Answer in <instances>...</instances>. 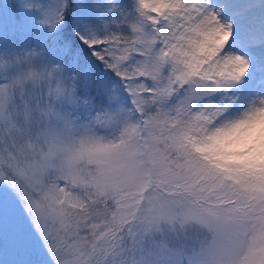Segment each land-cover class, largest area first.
Segmentation results:
<instances>
[{
  "label": "snow or ice",
  "instance_id": "1",
  "mask_svg": "<svg viewBox=\"0 0 264 264\" xmlns=\"http://www.w3.org/2000/svg\"><path fill=\"white\" fill-rule=\"evenodd\" d=\"M136 3L123 28L69 25L71 44L0 61V186L19 202L0 196V264H40L41 248L50 264H108L125 230L176 216L207 232L202 264H264V186L203 143L228 112L212 93L249 61L224 50L231 27L204 0ZM76 7L55 0L39 23Z\"/></svg>",
  "mask_w": 264,
  "mask_h": 264
},
{
  "label": "rangeland",
  "instance_id": "2",
  "mask_svg": "<svg viewBox=\"0 0 264 264\" xmlns=\"http://www.w3.org/2000/svg\"><path fill=\"white\" fill-rule=\"evenodd\" d=\"M236 1L241 0H225L229 3ZM247 1H250V5L261 11L264 16V0ZM91 2L95 9L87 13L86 17L74 15V19L69 21L72 29H92L102 34L106 30H117L124 27L117 21L121 19L122 9H130L131 0H112V3L118 5L117 8H113L108 0H91ZM217 3L218 0H204L205 10L214 12L222 24L229 26L226 21L228 18L218 9ZM54 4L55 0H8L7 5L3 0V3H0V7L2 6L4 10V13L0 10V54L9 57L21 49L37 47L39 42L45 39L47 33L52 31L47 25L40 24L39 21L43 18V12L53 7ZM36 5H40V7H36ZM15 8H17L19 20L15 19L17 15ZM248 24L249 21L245 22L244 25L241 20L238 22L243 30H247L244 26H248ZM234 36L231 27V35L225 46ZM255 45L259 46L260 44ZM159 47L160 45L157 44L156 48ZM226 52L238 54L234 50ZM244 57L249 61V68H252L250 60L246 56ZM99 71L104 72L105 69L101 66ZM245 76L241 81L212 93L214 100L226 106L230 112H236L244 107L247 102L237 100L243 90L242 85L248 81ZM123 95L127 96V93H123ZM0 196L11 198L15 203H19L15 194L3 186H0ZM125 231V237L128 238L127 230ZM131 240V247L133 248L131 264H202L203 253L209 242V236L198 223L186 221L176 216L163 222L162 227L153 226L149 228L144 225L140 228L137 227Z\"/></svg>",
  "mask_w": 264,
  "mask_h": 264
},
{
  "label": "clouds",
  "instance_id": "3",
  "mask_svg": "<svg viewBox=\"0 0 264 264\" xmlns=\"http://www.w3.org/2000/svg\"><path fill=\"white\" fill-rule=\"evenodd\" d=\"M108 2L113 8L118 7L112 0ZM131 4L133 9L137 7L136 0H131ZM8 60V56L0 54V61ZM203 143L205 154L217 166L264 186V95L253 97L236 112L228 111Z\"/></svg>",
  "mask_w": 264,
  "mask_h": 264
},
{
  "label": "bare ground",
  "instance_id": "4",
  "mask_svg": "<svg viewBox=\"0 0 264 264\" xmlns=\"http://www.w3.org/2000/svg\"><path fill=\"white\" fill-rule=\"evenodd\" d=\"M217 6L228 18L227 24L232 27L235 34L224 50H234L239 55L246 56L252 64V68L245 73L248 81L242 85L243 90L237 100L248 102L253 97L264 95V50L260 51L264 49V16L247 0L230 3L218 0ZM240 20L243 25L249 21L248 26H244L247 30L240 28L238 25Z\"/></svg>",
  "mask_w": 264,
  "mask_h": 264
},
{
  "label": "trees",
  "instance_id": "5",
  "mask_svg": "<svg viewBox=\"0 0 264 264\" xmlns=\"http://www.w3.org/2000/svg\"><path fill=\"white\" fill-rule=\"evenodd\" d=\"M4 2L8 5V0H4ZM0 3H3V0H0ZM73 4L79 5V7L75 8L74 15L80 16V17H86V14L93 11L95 9L94 4L91 2V0H73ZM0 10L4 13V10L2 9V6L0 7ZM16 11V17L15 19L19 20V15L17 8H15ZM32 31V29H31ZM72 35H74V32H72ZM47 39L48 42L57 41L61 44H71V40L69 39V21H67L62 25H59L56 29H53L50 33H47V35L44 37ZM51 39V40H50ZM164 73H167V68L164 69ZM113 89L118 90V85L115 84L113 81L111 83V86ZM143 225H137L134 224L132 226V231L129 233L127 231V237H125V232L122 234L120 245H119V254L117 257H111L109 258L108 264H112L113 260H120L123 261V264H129L128 262L131 261V244H132V238H133V232L138 227H142ZM125 238V239H124ZM38 260L40 261V264L49 262V258L47 255V252L43 250L42 248L39 251Z\"/></svg>",
  "mask_w": 264,
  "mask_h": 264
}]
</instances>
